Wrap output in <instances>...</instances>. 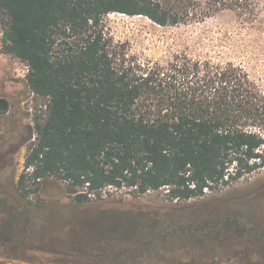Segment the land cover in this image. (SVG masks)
Returning <instances> with one entry per match:
<instances>
[{"label": "trees", "instance_id": "obj_1", "mask_svg": "<svg viewBox=\"0 0 264 264\" xmlns=\"http://www.w3.org/2000/svg\"><path fill=\"white\" fill-rule=\"evenodd\" d=\"M113 12L160 26L232 12L252 26L264 21V0H0L2 50L27 64L30 88L48 99L19 196L54 177L75 189L77 203L107 188L143 195L166 187L187 200L263 168L261 85L214 56L141 62L105 32ZM9 108L0 95V117Z\"/></svg>", "mask_w": 264, "mask_h": 264}, {"label": "rangeland", "instance_id": "obj_2", "mask_svg": "<svg viewBox=\"0 0 264 264\" xmlns=\"http://www.w3.org/2000/svg\"><path fill=\"white\" fill-rule=\"evenodd\" d=\"M264 18V16H263ZM105 32L141 62L172 54L214 56L241 65L264 89V21L245 25L232 12L201 22L160 26L145 16L109 13ZM0 95V260L19 264H264V167L205 195L174 200L166 187L134 195L107 188L103 198L77 203L75 189L50 177L37 193L19 196L17 183L35 121L47 98L27 81V64L2 50Z\"/></svg>", "mask_w": 264, "mask_h": 264}]
</instances>
